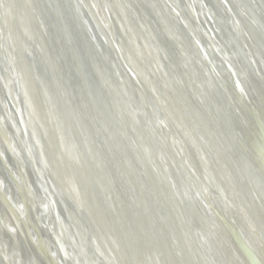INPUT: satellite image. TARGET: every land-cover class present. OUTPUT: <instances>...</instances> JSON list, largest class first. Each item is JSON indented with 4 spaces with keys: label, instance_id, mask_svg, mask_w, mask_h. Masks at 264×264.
Segmentation results:
<instances>
[{
    "label": "water",
    "instance_id": "water-1",
    "mask_svg": "<svg viewBox=\"0 0 264 264\" xmlns=\"http://www.w3.org/2000/svg\"><path fill=\"white\" fill-rule=\"evenodd\" d=\"M86 1L71 0L73 4L71 9L64 6L63 0H59L58 5L63 9V13L65 14L64 27L67 30L74 31L76 27L77 31L80 32L78 33V37H83V29L86 26V28L90 29L92 35H97L100 45L106 47L104 53H100L101 56L98 57L97 61L100 60L102 62L103 60L105 62H102L103 67H106L109 76V70H111L112 77L100 79L98 78V75L101 77L100 71L93 75L95 79L97 77V81L94 83L97 99L95 110L100 114V126H102L117 153L113 161L117 165V168H119L121 175L125 174L126 181L137 189L140 201H145L144 203L149 206L151 215L153 213L152 210L157 211L163 208L157 197L159 191L155 192L157 195L155 193H144L142 179L138 175L135 174L133 176L130 173V170L138 172L140 169L150 172L151 180H153V184L156 187L155 190L163 184V178L155 175L153 171L157 165L152 159V149L141 142V133L145 132L149 135L151 131L154 141V144H152L153 151L161 153L157 156H161L160 160L165 159L164 167L172 170L173 174H171L168 182L173 189L175 188V195L179 203L174 209H170V207L165 205L166 211L168 210L169 220L171 221L167 226L168 235L163 231V226L166 224L159 221L154 214L151 216L148 213L149 218H151L148 228L151 231H140V228L134 227L130 231L124 232L123 243L111 237L109 226L99 229V223L103 220L105 221L103 214L94 216L91 223L96 224L95 231L98 234V240L103 241V244L106 245V253L110 260L115 262V264H156L153 253L154 251L158 258L157 251L153 249L156 242V246L160 249L165 262H169L170 264H196L194 262V257H196L195 246L190 231V226L195 218L193 219L192 212L190 213L188 210L184 211L188 207L190 209L194 207L197 209V219L204 224L207 231L211 234L207 251L200 256L202 257L200 264H209V259L213 256H218L223 264H246L240 255V257L238 254L235 256L234 248L225 239L227 236L232 243H235L237 240L222 218V206L224 205L232 215L237 217L239 232L243 234L248 245L250 244L249 246L252 247L251 250L256 254L259 262L264 264V19L259 18L262 14L264 15V0H208L213 11H218L220 17L222 16L228 21V25L225 24L223 28L220 27V30L217 29L219 27L211 19L209 9L207 7L204 10L202 9L204 8L205 0H176L183 9L184 16L172 8L170 0H150L151 7L154 9L160 7L166 13L173 9L177 17L173 15V12L172 17L177 24H180L181 32L183 33L182 39L189 43V52L193 55L192 57L197 62L199 59L201 63V57H203L209 63L207 72L210 77L204 79L207 89L198 87L190 89L188 76L192 78V73L187 70L189 74L186 75L187 72L185 73L182 66L176 63L175 55H172V57L168 53H159L157 50L155 54L152 45L155 42L160 44L161 39L159 37L157 39V36H153L149 32V24L146 20L147 23L143 30L140 26H137L142 31L145 39L142 40L138 33H136L143 43V45H140L141 56L146 57V63L144 64L152 70L154 78L156 77L162 83H168L173 89L178 91L177 94L181 98H186L191 94L195 100L200 101L201 110L203 107L206 110L208 109L206 103L208 95L211 94L209 90L214 89L219 95V106L226 110V116L222 117L224 119V124L222 123L224 126H222L221 132L230 135V139L223 142L217 141L215 144V154L209 156L207 154L204 161L198 162V164L189 154L192 145H196V147L200 145V138L198 139L197 136H194L196 134L193 132L192 126L185 123L179 129L153 103L147 87L134 74L135 72H132L131 68L129 69L126 63L123 62L124 60L119 49L112 46V43H115L113 37L114 23L111 17L112 13L108 9L109 6L102 2L100 8L103 10V15L101 16L104 17L99 18V20L95 16L94 11L88 7V4L93 3V0H90V2L88 0V4ZM132 2L135 3L134 0ZM30 3L31 0H12V2L11 0H4L3 4L4 9L7 11L8 22L17 26L15 33L20 36L22 33H25V36L27 35L29 39H32L33 44L24 45L23 40V42L18 43L19 48L14 49V51L18 50L22 52L25 57L26 69L24 76L29 78L26 84V92L28 94H32L33 87L36 84H41L43 90L47 87L40 73L41 70L44 68V70H47L57 65L60 68L63 65L59 55L55 57L56 61H53V64L50 63V58L47 60L44 47L40 44V36L33 28V14L28 10ZM123 5H125L124 2ZM224 8L228 10L227 15L224 13ZM127 9L132 14L128 7ZM14 10L17 14L13 13ZM186 15L192 21L191 26L186 24L188 18ZM165 17H167L166 14ZM73 20H75L76 24H74ZM102 20H105L109 24L110 31L108 30V33H105L107 30L104 28ZM153 21L156 22L154 16ZM210 21H212L211 24L214 31H211L209 28ZM173 24L172 22V26ZM232 30H235L237 34L241 32L242 36H245L247 39L243 41V45L248 47V50L247 52H243V56L238 55V60L232 58L230 55L231 51H234L233 47L237 48L235 43L231 45L226 40L228 31ZM2 39L4 40V32L0 22V41L2 47H4ZM154 47L157 49L155 45ZM209 48H212L215 54H209L207 52ZM56 49L55 45V51ZM6 51L7 49L5 50V54L1 51V57H6L5 65L9 62ZM32 51L33 55L31 54ZM88 53V55H92L91 51H88ZM29 54H31V60L29 59ZM7 68L10 70V66ZM144 68L142 67V70ZM254 70H256V73ZM10 73L9 75L13 77L12 71ZM122 74H124L127 80L122 77ZM5 81L4 76H0V142L3 148H5L4 155L0 156V179L3 183L5 181L4 184L7 185L6 188L0 189V223H3L5 217L8 218L21 242L20 251L18 252L19 257L23 253L24 256H28L31 264H63V259L68 260L67 264H80L78 260L71 259L70 261L68 259V255H71L68 252V248L72 249L69 246L70 242L66 234L69 226L66 227L61 224L60 218L62 216L60 208L57 206L53 195L49 192L47 181L43 177L44 174L38 172L39 168L35 167L38 162L37 156L30 146L31 144L27 137L25 124L19 109L13 104L10 97L6 95L7 88ZM115 84H120L124 93L126 92V85L128 89H132V92H130L129 99H126L123 103L121 101V103L118 102L112 108L107 104L108 95L110 94L108 89L109 86ZM101 85L105 87V91L98 90ZM116 93L117 96L122 95L121 91ZM32 97L30 106L32 108L33 106H37L40 109V115L36 118L39 124L49 129L53 123H56L59 127L67 123L68 116L63 112L53 110L54 97L52 92H49V89H45L40 96L32 94ZM168 104L169 107H176L172 100ZM121 114L126 116L125 123L120 119ZM199 114V111H194L191 114L190 119L193 123H195V120L198 122L197 118ZM209 116L212 118L216 117L212 111L209 112ZM206 121L204 123L201 119L200 127L207 130ZM80 123H75L73 120L74 127H77L76 125H80ZM135 127L138 129H135ZM243 127H247V130H249L248 135L253 139L250 148H246L242 141L235 142L233 139V136L236 133H240ZM130 128L131 132L129 133L128 130ZM126 142L131 144L129 156L127 155L128 153L123 151ZM50 143L60 145V150L54 155L53 162L66 160V166H62V171L66 172L64 178L70 185V191L76 195L80 185H85L95 190L98 183L101 193L100 199L96 198L95 202H92L91 199L88 201V198V200L84 198V203L83 199L79 198L81 204L83 203L87 206L89 204L91 206L93 203L99 204V202H103L110 206L113 196L114 199L118 200L116 193L117 184L113 179L111 168L103 152L99 150L101 143L100 140L95 138L93 130L86 131L82 138L76 131H71L67 134L58 131ZM132 143H135L137 148H133ZM77 144L79 146L84 145L93 154L92 156L96 160L92 167L93 172L83 168L85 159L79 151ZM17 146L20 148V153L16 152L15 148ZM231 155L238 159L232 158ZM250 155L254 157L257 167H255L254 161L247 160ZM124 158L127 159V165L126 162L122 161ZM26 160L33 167L30 170L31 172L27 168ZM215 161L230 162V168L224 169L225 175L222 171L223 169L219 171L215 166L210 171L208 170L211 162L215 163ZM236 163L242 166L243 174L237 170ZM256 169L260 170L257 171ZM94 171H96V175ZM224 176L227 179V183L226 185H221L220 183H223L221 177ZM210 177H213V180L220 186L222 191L221 197H223L220 202L217 196L214 197L210 194L212 193L210 181L212 179ZM36 191L40 194L41 199L46 202L48 211L45 213L39 211V209L37 211L34 207L36 203L33 195ZM16 199L20 200L21 204H23L26 216L23 217L18 212V208L14 203L15 201L13 202ZM83 208L86 210L85 206ZM33 209H35V212ZM182 212L186 213V215L183 216ZM145 215L147 216V213ZM224 215L227 217L225 211ZM37 216L42 220V225L39 223ZM115 218L117 220L122 219L121 216H115ZM44 221L48 224V229H45L46 234L41 228V226L45 225ZM73 221L71 219L70 223L74 228L76 226ZM81 227L87 231L86 224L81 222ZM176 227L181 228V234H177L178 236H175L171 240L169 234ZM217 227L220 230L219 234ZM31 233L32 237L35 235V238H39L40 240V247H37L36 251L33 238L31 239L30 237ZM151 235H155V241L152 240ZM145 240L148 245L145 243ZM11 241L9 240V242ZM236 243L241 252L243 250L246 254L248 253L244 242L243 244H239L238 241ZM121 245L127 248V254L122 252L123 246ZM173 245L179 250V257L173 252ZM10 246L14 248L12 242ZM87 257V262H96L97 260L93 254H88Z\"/></svg>",
    "mask_w": 264,
    "mask_h": 264
},
{
    "label": "bare ground",
    "instance_id": "bare-ground-1",
    "mask_svg": "<svg viewBox=\"0 0 264 264\" xmlns=\"http://www.w3.org/2000/svg\"><path fill=\"white\" fill-rule=\"evenodd\" d=\"M134 1L135 3H133L132 0H93V3L91 2L90 4H88L90 2L89 0L87 4L89 5L88 7L94 11L95 16L98 19L104 17L101 16L103 15V10L102 8H100L102 2L106 3L109 6L108 9L112 13L111 17L114 23L113 37L115 39V43H112L113 48L117 47V49H119L124 60L123 62H125L129 69L131 68L130 70L132 72H135L134 74H136L138 78L144 83V85L149 90V95L152 97L153 103L156 104L160 108V110L164 112V115L168 120L173 122V124H175V126H177L179 129L182 128L181 125H184L185 123L192 126L193 132L196 134L194 136H197L198 139L200 138V145H198V147H196V145H192V149H190L189 154L191 158H193L197 162V164L198 162H203L207 154L208 156L215 154V144L217 143V141L223 142L227 139H230V135L221 132L222 126H224V119L222 117L226 116V110L219 106V95L214 89L212 90L208 86L211 94L208 95V100L206 103V106L208 108L207 110L209 112H214L217 117L212 118L211 116H209V112L204 107L201 110L200 101L197 99L195 100L191 96V94H189L186 98H181L177 94L178 91H176V89H173L168 83H162V81H160L156 77L154 78L152 76V74H154L152 73V70L148 68L147 65L146 68L144 64L146 63V57L141 56L142 51L140 45H143L142 40L145 39L142 35V31L139 30L137 26H140L143 30L145 24L148 22V27L150 30L149 32L153 34V36H157V39L158 37L159 39H161L160 44H157L156 42L154 43L157 49L154 47V45H152L154 52L157 50V52L159 53H168L170 56L175 55L176 63L182 66V69H184L185 73L187 72V70L192 73V78H189L188 76L190 89H196L197 87L207 89V84L204 79L210 77L209 73L207 72L209 63L203 57H201L202 63L199 62V59L198 63L195 58L192 57L193 55H191V53L189 52V43L185 42L182 39L183 33L181 32V26L180 24H177L175 19L172 17L173 15L177 17V15L173 12V9L179 11V13L184 16L183 9L181 8L179 2H176V0L169 1L173 9L172 11L170 10L171 12L169 11L170 13L167 12V15V13L164 12V9H161L160 7H157V9L152 8L150 0ZM123 2L125 3V5H123ZM58 3L59 0H31L28 10L31 14H33V28L35 29L36 33L38 32L40 36V44H42L44 47V52L47 60H49L50 58L49 61L50 63H52L53 61H56L55 57L59 55L61 58V62L63 63L62 67L60 66V68L58 67V65L56 67L53 66L52 68H48L47 70H44V68L40 71V73L47 86L45 87V89H49V92H52V95L54 97V105H52L53 110L56 112H63L66 116H68L69 119L67 120V123H65V125L61 127H59L56 123H53L50 125L49 129H47L42 124H39L37 122L36 118L40 115V109L37 106H33V108L30 106L31 100L33 99L32 94L40 96L45 91V89L43 90L41 84H36L33 87L32 94H28V92H26V84L29 81V78H26L24 76V71L26 69L25 57L22 52H19L18 50L14 51V49L19 48L18 43L23 42V40L24 45H28L29 43L33 44L32 39H29L27 35L25 36V33H22L23 37L22 35L20 36L15 33L17 26L8 22L7 11L4 9L3 5L4 0H0V22L4 32V40L2 39V42L4 47L7 49L6 52L9 61L6 65L7 67L10 66V70L4 63L6 57H1V51L3 52V54H5L6 49L4 50V47H2L0 41V76H4L6 80L5 86L7 88V97H10L11 101H13V104L17 107V109H19L22 115V119L25 124V131L31 144L30 146L37 156L38 162L35 167L39 168L38 172H42L44 174L43 177L45 178V181H47L49 192L53 195L57 206H59L60 208L62 216L60 218V222L61 224H63V226H69L68 231L65 232L68 235V239L70 242L69 246H71L72 248H68V252L72 255V257L71 255H68V259L70 261L71 259L78 260L80 264H115V262L110 260L109 256L106 253V245L103 244V241L98 240V234L95 231L96 224L91 223L92 218L94 216H97L98 214H103L105 216V221L103 220L101 221V223H99V229L105 228V226H109L111 237L123 243V236L125 234L124 232L130 231L134 227L140 228V231H151L150 228H148L151 219L148 215V213H150V210L148 208L149 206L144 203L145 201H140L139 195H137V189L134 188L131 183L126 181L127 178L125 177V174L121 175L119 168H117V165L114 163L113 158L116 157L117 153L114 150L113 144L106 136L102 126H100V114L95 110L97 99L95 95L96 88L94 83L95 81H97V77L95 79L93 75H95L96 72L100 71L101 77L100 75H98V78L105 79L107 77H112L111 70H109V76L106 67H103V63L105 62L102 59L101 60L103 63L100 62V60L97 61V59H99L98 57L101 56L100 53L103 54L106 50V47L100 45L97 35H92L90 29L86 28V26H84L85 28L83 29V37H78V33L80 32L77 31L76 27L74 31H71L70 29L67 30L64 27L65 14L63 13V9L59 7ZM63 4L64 6H67L68 9H71L73 7L71 0H63ZM126 6L131 10L132 14H130ZM206 7L209 9L211 19L219 27L217 28L218 30H220V27L223 28L225 24L228 25V21L226 20V18H223L222 16L220 17L218 11H213V8L210 7L208 0H205V5L202 9L204 10ZM224 9V13H228V10L226 8ZM172 12L174 13L173 15ZM13 13L17 14L15 10ZM164 13L167 17H165ZM153 16L156 19V22L153 21ZM187 17L188 18L186 24L191 26L192 21L189 16ZM259 18L263 20L264 15L262 14L261 16H259ZM42 21L44 22L42 23ZM73 22L74 24H76L75 20H73ZM172 22L174 23L173 26ZM211 22L212 21L209 22V28L211 29V31H214ZM102 23L105 26L104 28H106L107 30L105 31V33H108L110 31L109 24L105 20H102ZM136 33H138L142 40L139 39ZM127 36L129 37V39ZM226 38L228 43H230L231 45L235 43V46L237 47H233L234 51H231L230 53L232 58H236L238 60V55L243 56V52H247L248 47L243 45V41H246L247 39L245 36H242L241 32L237 34L235 30L228 31ZM55 45L57 47L56 51ZM195 45L197 44L195 43ZM88 51L92 52L91 56L88 55ZM157 52H155V54ZM207 52L209 54H215L212 48H209ZM31 54H34L33 51ZM31 54H29L30 60ZM142 67H145L144 70H142ZM10 71H12L13 77L9 75L11 74ZM254 72L256 73V70H254ZM187 74L189 73L187 72L186 75ZM113 75L115 74L113 73ZM122 77L127 80V78L124 77V74H122ZM125 87L126 92L124 93L120 84L109 86L108 91L110 92V94L108 95L107 99V104L109 106L114 108L118 102L121 101L123 103V101L125 102L126 99L130 98V92H132V89H128L127 85ZM98 90L105 91L106 89L103 85H101ZM119 91L122 92V95L117 96L116 92ZM193 99L194 103L192 102ZM171 100L176 105L175 108L169 107L168 103L169 101L171 102ZM2 102L4 101L2 100ZM194 111L200 112L199 117L197 118L198 122L195 120V123H193L190 119L191 114L194 113ZM205 118L207 119V121ZM120 119H122L125 123L126 116L124 114H121ZM201 119L203 120V122H207V130L200 127ZM73 120L75 123L81 122L80 125H76L77 127H74ZM136 126L138 125L136 124ZM135 129L138 128L135 127ZM242 129L243 130L240 131V133H236L233 136V139L235 140V142L242 141L246 148H250L253 139L248 135L249 130H247V127H243ZM88 130H93L95 133V138L97 140H100L101 146L99 150L103 152V155L106 158L109 167L111 168L113 179L117 184L116 193L118 195V200L116 198L114 199L113 196V200H111L110 206L104 204L103 202H99L100 205L93 203V205L91 206L89 204L88 206L83 203L81 204L79 198H82V201L84 203V198L86 200L89 199L88 201H90L91 199L92 202H95L96 198L100 199L101 193L99 191L98 183L95 190L90 189L88 186L80 185L77 189V194L75 195V193L70 191V185L64 178L66 172L62 171V166H66V160H59L57 162L55 161V163L53 162L54 155L58 152V150H60V145L50 142H52V138L54 139V136L58 133V131L64 134H67L71 131H76V133H78L82 138V136H84V133ZM128 131L130 133L131 128ZM152 138L153 135L151 131L149 135H147L145 132L143 134L141 133V142L146 146H150L153 152L152 159L157 165L156 169L153 170L154 174L159 175L164 180L163 184L160 186L161 189L158 188L157 190H155L156 187L153 184V180H151L152 177L150 172H145L140 169L138 172L130 170V173L133 176L136 174L142 179L144 193L149 194L159 191L157 197L159 198L158 200L161 202V205H163V208L157 211L152 210V215L154 214V216L159 221H162L166 224L163 226V231L168 235L167 226L171 223V221L169 220L168 210L166 211L167 208L165 207V205L170 207V209H174V207L176 208L179 203L175 195V188L173 189V187L168 182L171 174H173L172 170H168L164 167L165 159L160 160L161 156H157L161 153L159 154L158 152L153 151L154 148H152V144H154V141ZM132 144L133 148H137L135 143ZM130 145L131 144H129V142H126L123 147V151H125V153H128V156L130 155L129 153H131ZM78 148L85 159L83 168L87 171H92V167L94 166V162L96 161L92 156L93 154L90 153V150L84 145H78ZM15 149L17 153L21 152L18 146ZM4 151L5 148H3V145L0 142V156L4 155ZM232 158L238 159L237 157ZM249 159L252 162L254 161L253 163L255 167H257V164L252 155H250L247 160L249 161ZM122 161L126 162L127 165L126 158L122 159ZM26 162L27 168L30 171L33 167L27 160ZM236 165L237 170H239V172H242L243 174V168H241L242 166H239L237 163ZM213 166H215L219 171L223 169L222 171L224 173V169L230 168V162H211L208 170L210 171ZM256 170L259 171L260 169ZM94 172L96 175V171ZM210 178L212 179L210 180L212 187V193L210 194L214 197L217 196L220 202L223 199V197H221L222 191L220 189V186L216 181L213 180V177ZM221 180L223 183L220 184L226 185L227 179L225 178V176L221 177ZM4 183L0 179L1 190L4 189V187H7V185H5ZM33 196L36 203L34 206L35 209L37 211L39 209V211L43 213L47 212L48 208L46 202L41 199L40 194L36 191ZM9 201L11 202L10 199ZM13 202L18 208V212L21 213L23 217L26 216L24 206L23 204H21L20 200L16 199L13 200ZM83 205L85 206L86 210L83 208ZM222 207V218L224 219L225 224L234 234L235 238H237L236 242L238 241L239 244H243L244 242L245 249H247L248 252L247 254L243 250L241 252L239 247H237V243H232L226 236V241L235 250V256H237V254L238 256L240 255L246 264H252V262L253 264H261L256 254L251 250L252 247L249 246L250 244L248 245L243 234L239 232L240 229L237 225V217L232 215L226 206L223 205ZM35 209H33L34 212ZM187 210L190 213L192 212L193 219L195 218L190 226V231L193 237V243L195 246L194 249L196 253L194 262L196 264H200L202 262V257L200 256L202 253L207 251V246L211 238V234L209 233V231H207L204 224L197 219V209L194 207H191L190 209L188 207V209L186 208L184 211ZM224 211L227 214V217L224 215ZM114 213L117 215H115ZM146 213L147 216L145 215ZM184 215H186V213H183V216ZM115 216H121L122 219L117 220ZM37 218L39 223L42 225V220L39 219L38 216ZM71 219L74 220L73 223L76 226L74 228L70 223ZM81 222L87 225V231L82 229ZM45 225L41 226V228L42 231L46 234L47 232L45 229H48V224L45 223ZM217 232L218 234L220 233L218 227ZM170 234L169 236L171 240H173L175 236L181 234V228L176 227V229L173 230ZM146 236L148 235L146 234ZM154 236L155 235H151L152 240H154ZM30 237L31 239L33 238V242L36 246V251L40 247V240L39 238H35V235H33L32 237V233L30 234ZM9 240H12L11 242L13 243L14 248H11V242H9ZM231 240L233 241L232 238ZM145 243L148 245L146 240ZM20 247L21 242L16 235L15 228L13 225H11L8 218L5 217V220L3 219V223H0V264H31L28 256H24L23 253H21V257H19L18 252L20 251ZM153 249H155L157 251V254L159 255L157 258V255L153 251L156 264H170L169 262H165V260H163L161 251L156 246V242ZM172 250L176 256H180V252L175 245L172 246ZM122 252H124V254H127V248L123 246ZM86 254L95 255L97 259L96 262H87L88 257ZM63 262V264H67L68 260L63 259ZM209 264H223V262L218 256H213L209 259Z\"/></svg>",
    "mask_w": 264,
    "mask_h": 264
}]
</instances>
